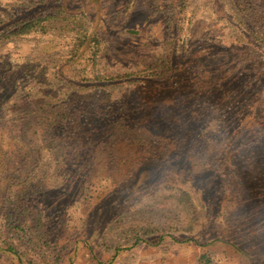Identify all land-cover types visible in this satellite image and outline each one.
I'll return each mask as SVG.
<instances>
[{
    "label": "rangeland",
    "instance_id": "obj_1",
    "mask_svg": "<svg viewBox=\"0 0 264 264\" xmlns=\"http://www.w3.org/2000/svg\"><path fill=\"white\" fill-rule=\"evenodd\" d=\"M37 14L43 32L10 35L15 21ZM263 36L264 0H0V90L60 92L67 113L63 144L49 148L38 126H25L40 115L16 113V94L0 102L11 137L0 143V264H264V138L251 155L239 149L259 137L252 129L264 118L254 122L243 77L228 87L239 101L225 117L240 129L230 155L238 153L243 179L207 165L211 150L176 154L168 133L145 148L140 137L122 136L119 121L92 119L105 104L141 128L139 106L165 107L164 96L191 99L193 91L191 110L202 114L200 99L218 94L215 78L250 65L264 77ZM145 74L165 87L149 102L137 93ZM255 87L257 102L264 79ZM92 93L105 103L68 101ZM94 122L97 134H78ZM22 134L31 141L19 144Z\"/></svg>",
    "mask_w": 264,
    "mask_h": 264
},
{
    "label": "trees",
    "instance_id": "obj_2",
    "mask_svg": "<svg viewBox=\"0 0 264 264\" xmlns=\"http://www.w3.org/2000/svg\"><path fill=\"white\" fill-rule=\"evenodd\" d=\"M44 16L41 14H37L36 16L32 17L31 20H24V21H18L14 22L11 26L10 35L11 36H19L31 32H43L44 25L42 24ZM22 23V25H21ZM43 29V30H42ZM264 37V36H263ZM160 68H169V66H165L164 64L158 66ZM154 68L153 66L150 67V69ZM162 73H158V75H161ZM141 75V74H139ZM239 76L243 77L242 82H240V86L242 88H245V86H251L250 87V97L248 95V92L246 93V97H249V101H246L248 104H250L251 112L253 113L254 122L257 119H262L264 116H260L257 110L264 109V98L260 101L254 102L255 99H257L258 95L260 94V90L256 89L255 86L259 82H261L264 77H259L257 74V71L254 68L251 69V65L249 68L246 67L245 71L241 70L237 75H234L233 77L230 76V74H225L223 77H217L215 78V81L219 84V86H216L212 92L218 94L216 96H210L209 98L205 99L202 97L199 102H203L208 107L206 112H203L200 114L199 112H196L194 110H191V107H193L192 104L193 100L196 99L195 96L192 94H195L193 91L191 96V99H189L188 95H184L183 93L179 94L177 93L176 96L174 94H169L164 96L163 104H165V107L157 106H150V104H145V106L148 107H142L139 106L138 109H142V117L141 122H143V126L141 128L136 129V122H133V115L126 113L120 115L118 119H116V116L112 110H109L111 107L108 105H103L101 108H97L95 110V115L92 119L96 121V118L100 119V121H107V123H110L111 125H115V128H118L119 121L121 124L120 128L121 131L125 129L126 132L122 131L124 134H122L123 137H140V141L143 142V146L145 148L150 146V139L152 138H164L165 139V133H168L171 135L170 140L175 143L174 149L176 151V154L179 152H187L190 150H199L198 153L202 154L209 150H211L208 154L211 155V157L207 160V165L212 166H218L219 168L223 169L224 175L227 178L228 181L236 180V179H243L242 174L243 172L240 170L239 166V160H238V153L230 155L231 153V146L234 142L233 134L236 137V134L240 132L239 130H236V128L230 129L229 127V120L232 118V116L236 115L237 112L236 105L239 100H237L236 96L233 97L231 95L235 93V89L231 88L228 89V87H235V82H238ZM147 77H149L148 74H145L143 78L140 81L144 83L146 86L140 88V91H137V93L144 92L146 96H150V98H146L145 101L149 102L156 98L157 95H161V89H164L165 87H158L160 84L156 81H147ZM175 76L172 75V79H174ZM230 77V78H229ZM263 78V79H262ZM98 83H100V77L94 78ZM134 81L137 80H128V82L134 83ZM170 80H168L166 85L169 87ZM234 82V83H233ZM104 83V80H103ZM106 85V84H104ZM158 85V86H157ZM238 85V84H237ZM109 86V85H108ZM157 86V87H155ZM162 86V84H161ZM2 89V88H1ZM245 91H241L243 93ZM32 93V92H31ZM29 93L26 95L24 92H19L17 95V92H14V87L10 90H7L6 88H3L0 90V102L9 100L14 94H16L17 101L13 104L16 113L23 115V116H29L30 114L33 115H40L39 117L42 118V121L40 119L26 121L25 126L28 125L27 128H29V124L32 126H38V130H34V133H37L38 131L41 132L42 137L45 138L47 141V145L50 148L55 143H58L54 146L58 147L60 142L62 143V137L64 136V133H66L61 125L63 124L66 116V104L62 98H60V92H45L44 94H41V92H37L36 95H32ZM60 93V94H59ZM153 96H155L153 98ZM34 97V101H28L29 98ZM179 97L180 100L178 99ZM194 97V98H193ZM221 97H225L227 101H222ZM86 98H90L93 101L96 102H104L106 100L105 97L101 96L98 93H92L91 95L87 96H80V97H74V98H68V101L71 102H81L82 100H86ZM221 98V99H220ZM41 103V104H38ZM105 103V102H104ZM191 103V104H190ZM241 103V101H240ZM95 104V103H94ZM227 106L226 108H223V106ZM178 107H182L179 109L180 113H176V109ZM227 109V110H225ZM234 110V111H233ZM107 111V112H105ZM110 111V112H108ZM192 111V112H191ZM112 112V113H111ZM229 116L230 119H225V117ZM166 120V121H164ZM160 121L168 122L165 125L161 126L159 124ZM132 122V123H131ZM222 122V123H221ZM169 124H171L169 126ZM264 119L260 123V121L256 122V127L252 129L254 133H256L259 137H255L253 139V142L250 144H243V146L239 149H243L246 154L251 155L254 153V150H258L257 146L263 143L264 138ZM95 125V122L93 123L91 129L87 131L85 128L84 130L79 131L78 134L85 133L83 135H89V134H97L98 129ZM159 125V127H158ZM166 127H170L169 129L165 130ZM214 127L216 129H214ZM140 129L142 130L140 132ZM215 130V131H214ZM128 131V132H127ZM139 131V135L137 136V132ZM167 131V132H165ZM5 129L3 128L2 124L0 123V143L4 142L8 138L5 134ZM78 134L72 135L73 137H78ZM104 134V132H103ZM176 137V138H175ZM261 137V138H260ZM71 138V136H70ZM75 138V137H74ZM15 140L18 141V143H25L26 141H31L30 138H27L25 134L17 135L15 137ZM99 142H103L101 139H99ZM211 142V144H209ZM63 144V143H62ZM193 148V149H192ZM75 149V148H74ZM238 149V150H239ZM1 150V148H0ZM21 150V149H19ZM32 150H36V148H33ZM72 150V149H71ZM76 150V149H75ZM206 150V151H205ZM249 150V151H248ZM264 150V149H262ZM145 150H140L139 152H144ZM248 151L249 153H247ZM82 156H79L77 158V161L81 160ZM228 160L230 163L227 165H224L223 163ZM83 162V160H82ZM17 164L16 167H20L21 163L16 162L14 160V165ZM35 163V162H34ZM249 163V169H250V178L252 177V180H254L255 176L257 175V172H259V164L255 161L248 162ZM26 162L24 163V165ZM76 164V163H75ZM238 177V178H237ZM8 216H12L11 214H8Z\"/></svg>",
    "mask_w": 264,
    "mask_h": 264
}]
</instances>
